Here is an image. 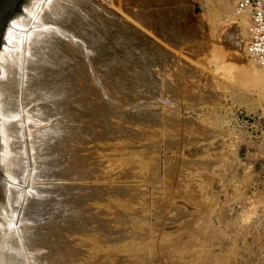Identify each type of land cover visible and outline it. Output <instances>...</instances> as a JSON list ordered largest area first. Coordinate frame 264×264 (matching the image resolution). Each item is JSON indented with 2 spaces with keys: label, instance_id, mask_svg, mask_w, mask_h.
<instances>
[{
  "label": "rangeland",
  "instance_id": "obj_1",
  "mask_svg": "<svg viewBox=\"0 0 264 264\" xmlns=\"http://www.w3.org/2000/svg\"><path fill=\"white\" fill-rule=\"evenodd\" d=\"M84 1L91 3H65L77 17L71 22L32 26L65 43L70 64L40 61L76 86L66 101L72 114L50 111L54 73L36 82L40 67L25 66L27 46L12 83L18 89L4 86L1 97L6 107L14 99L2 120L24 130L15 138L24 139L18 145L28 170L10 177L8 198L13 188L23 191L12 234L25 264L32 263L18 215L28 190L53 201L37 225L55 230L54 251L62 254L68 239L69 263L62 255L55 264H264V69L244 48L249 14L236 13L237 0L230 11L223 0ZM27 71L35 74L29 93L39 96L29 94L28 108L20 87ZM44 111L35 131L41 138L24 124ZM55 121L70 127L72 153L44 166L58 164L56 177H34L29 133L38 146L57 145L63 136L52 132Z\"/></svg>",
  "mask_w": 264,
  "mask_h": 264
},
{
  "label": "bare ground",
  "instance_id": "obj_2",
  "mask_svg": "<svg viewBox=\"0 0 264 264\" xmlns=\"http://www.w3.org/2000/svg\"><path fill=\"white\" fill-rule=\"evenodd\" d=\"M43 2L41 1H34V4H33V7L30 9V12H29V16H32L34 17V19H32V17L28 18V21H27V24L25 26V29H24V32L19 34V37H18V40L15 41V42H12V43H9L11 49L13 52H9V57H7L5 54H0V66L2 67V76L4 78H6V76L8 77V81L4 82L5 84L3 85V83H0V122H6V124H0V136L3 138V140L6 142L7 144V176L10 178H13L14 181H18V179H20L21 177V174L22 175H26V170L28 165L26 164V162H28L27 160H21L20 159V154L21 153H24V152H21L19 149L21 148L20 145H18L22 140H24L22 137V140L20 142H18L15 138V133L16 135L19 134L17 133L18 130L21 131V129H19V127H17V122L15 120V122L17 123L15 126L14 125H11L9 123V121L7 120H2V119H5V118H10V116H8L10 113H13V110L11 108H8L9 105H12L10 104L11 102H13V100H11V102L9 101L11 98H9V100H7L9 102L8 106L6 107L5 103H4V100L3 102L1 101V97L3 96V92L5 91V87L8 89H10L9 87L10 86H13L11 92L13 91V94H14V91H16L17 88V85H14L12 84L14 82V77H16V71L19 69V65L20 63L22 62V59L20 60L21 55H22V52L24 51V49H26V46H27V50L25 52V55L27 56L26 59L24 60L26 64L25 66L29 65L31 68H37V65L38 67H40V71L38 72V76L37 78L35 79L38 80V79H42L44 77H50L49 75L51 73H54L53 75V78L51 77L50 79H52L51 81H53V87L55 90H53L54 93V99L52 102L53 103V106L50 108V111L52 112H65L67 114H72V111H73V106L69 103H66V101H69L67 100V97H69V95H72L75 93L76 91V86H73L69 81L68 79H65V78H60V79H57L58 78V75L56 74L55 70H51L50 68L51 67H48L47 66H44L43 63L45 62H56V60L58 61H61V62H67L69 61V64H70V60H65V59H68L66 58V49L62 48V44H65V43H62V41H59V38L58 34H56L54 31H50L51 33H49V30L46 31L45 29H39V28H36V29H32V26H44V27H48L50 26L51 28L54 27V28H58L60 27L59 25L62 23V21L64 23H68L69 21L71 22V20L74 19L75 17V11L72 10L71 12H69V6L70 4L71 5H76V4H79L78 6H80V4H82L83 2H85L84 0H42ZM87 1V0H86ZM68 3L69 6L65 3ZM88 3H91L90 1H87ZM86 3V2H85ZM86 3V5L88 4ZM77 6V8H78ZM223 8H224V11H230L231 10V2L230 0H223ZM72 7V6H70ZM74 8V6H73ZM81 8V6L79 7ZM78 8V9H79ZM72 8H70L71 10ZM75 9H76V6H75ZM80 10V9H79ZM77 11V10H76ZM81 11V10H80ZM89 11V10H88ZM88 11H85V12H88ZM233 11V10H232ZM83 12V10H82ZM84 13V12H83ZM223 13V12H222ZM77 14V13H76ZM81 14V12L79 13ZM85 14V13H84ZM91 14V13H90ZM89 15V14H88ZM93 15V14H92ZM78 16V15H77ZM80 16V15H79ZM83 16V15H82ZM87 17V16H86ZM77 18V17H75ZM82 18V17H81ZM84 21L86 18H83ZM88 19H86V22H87ZM90 21V20H89ZM80 23V22H79ZM78 23V24H79ZM90 23V22H89ZM92 23V22H91ZM73 24V23H72ZM71 24V26H72ZM77 24V23H75ZM87 24V23H86ZM85 24V25H86ZM88 25V24H87ZM68 26V25H67ZM74 26V24H73ZM81 26H82V23H81ZM80 26V27H81ZM68 28V27H67ZM70 28V27H69ZM72 28V27H71ZM93 28V26L91 27ZM62 29V28H61ZM77 29V27H76ZM85 29V28H84ZM56 30V29H55ZM66 30V29H65ZM81 30V29H80ZM90 30V29H89ZM88 30V31H89ZM85 31V30H84ZM93 31V30H92ZM54 32V34L52 33ZM59 33L61 31H58ZM69 32V31H68ZM71 32V31H70ZM77 32L79 33V30H77ZM74 35L76 33L72 32ZM72 34V35H73ZM90 34V33H89ZM61 35L63 34H60L59 37L60 38H63L61 37ZM85 35V34H84ZM88 35V34H87ZM68 36V35H67ZM73 37V36H72ZM84 37V36H83ZM66 38V37H64ZM63 38V39H64ZM71 38V37H70ZM74 38V37H73ZM88 38V37H87ZM75 39V38H74ZM66 41H68L66 39ZM65 41V42H66ZM76 41V40H75ZM81 41V40H80ZM61 42V43H59ZM80 43V42H79ZM67 44V43H66ZM76 43L72 44V47L74 46H77L75 45ZM84 45V44H83ZM14 47H19L20 50H16L14 49ZM66 47V46H65ZM83 48V47H82ZM29 49V50H28ZM32 49H34V52L32 51ZM70 49V48H69ZM80 49V48H79ZM31 50V51H30ZM88 50V49H86ZM30 52H33L32 54L33 55H37L39 56V60L36 59V57H32V58H35L36 61H33L31 60L32 58L30 57L31 53ZM69 52V51H67ZM85 52V51H84ZM24 53V52H23ZM87 54V53H86ZM248 55V54H247ZM66 56V57H65ZM86 56V55H85ZM64 57V58H62ZM60 58V59H59ZM34 59V60H35ZM43 62H41L40 61ZM87 59V57H86ZM39 62H38V61ZM29 61H32V62H29ZM57 61V62H58ZM13 62H15V65L13 64ZM29 63V64H28ZM41 64V65H40ZM57 64V63H56ZM40 65V66H39ZM59 65V64H57ZM62 65L61 64V68H62ZM66 65V63H65ZM64 65V66H65ZM68 65V64H67ZM28 66V67H29ZM41 66H43L41 68ZM50 66V65H49ZM14 67V69H13ZM68 67V66H67ZM66 67V68H67ZM55 68V67H54ZM57 68L59 69V67L57 66ZM60 68V69H61ZM70 68V67H68ZM29 69V68H28ZM37 70V69H36ZM35 70V71H36ZM63 71H65L63 69ZM19 73V71H17ZM29 72L30 71H27L25 74V77L23 78L24 81H23V84L21 87L22 89V95L23 96H26V98L24 99V106L27 107L28 103L32 102V99L30 100L29 97V94L32 96L36 95V97H39L37 96V94H31L29 92H33L31 88L33 87H30L29 86V83L28 81V77H30V75H32L33 73H30L29 75ZM69 72V71H68ZM35 73V72H34ZM58 73V72H57ZM63 73V72H62ZM264 73V72H263ZM35 75V74H33ZM52 75V74H51ZM61 75V74H59ZM264 75V74H263ZM257 78L259 79H262V76H258L256 75ZM60 77V76H59ZM63 77V76H61ZM65 77V76H64ZM67 77V75H66ZM70 78V77H69ZM18 78H16L15 80H17ZM22 79V80H23ZM38 80V81H40ZM47 81V80H46ZM18 82V80H17ZM34 82V81H33ZM37 82V81H36ZM32 83V82H31ZM35 83V82H34ZM40 83V82H38ZM9 84V86H8ZM44 85V84H42ZM41 85V86H42ZM52 85V84H51ZM49 87V86H48ZM3 88V89H2ZM39 88V87H37ZM41 88V87H40ZM34 89V88H33ZM49 90V88H48ZM40 91V90H39ZM44 91V89H43ZM50 92V91H49ZM5 95V94H4ZM44 95V94H42ZM6 96V95H5ZM46 96H48L47 92H46ZM44 97V96H42ZM50 97V96H49ZM34 98V97H33ZM46 98L48 97H45V100ZM6 99V98H5ZM41 99V98H38V100ZM63 99V101H62ZM68 99H71V96L70 98ZM35 100V98H34ZM36 99V101H38ZM36 101L34 104H36ZM49 101V100H48ZM56 101V102H55ZM65 101V102H64ZM16 102V101H15ZM40 102V101H38ZM63 102V103H62ZM71 102V101H70ZM33 103V102H32ZM50 103V102H49ZM48 103V104H49ZM31 104V103H30ZM15 105V104H14ZM17 105V104H16ZM16 105L14 107H16ZM32 105V104H31ZM38 105V104H37ZM36 106V105H35ZM7 110H6V109ZM18 108V107H17ZM28 108V107H27ZM29 108L31 109V106H29ZM33 108L34 110L37 111V108L36 107H33L32 106V111H33ZM47 107H45L46 109ZM9 109V110H8ZM12 111H11V110ZM25 109V108H24ZM39 109V107H38ZM6 110V112H5ZM27 110V111H26ZM25 111L23 112H28V109H26ZM40 110V109H39ZM42 111V110H40ZM39 112V111H38ZM56 112H55V115H56ZM15 113V112H14ZM34 113V112H32ZM46 111L42 112L41 114H32V118H26V121L27 122L26 124L24 125H27L25 126L26 129L29 128L30 130H32V132H35L40 129V128H43L41 126V124L43 123L42 121H44V116L46 115ZM49 113V112H48ZM47 113V114H48ZM26 114V113H25ZM31 114V113H30ZM45 114V115H44ZM53 114V113H51ZM58 114V113H57ZM14 116V115H13ZM53 117V116H52ZM51 117V118H52ZM59 117V116H58ZM70 117V116H69ZM68 117V118H69ZM51 118L49 120H46V121H50ZM63 118V117H62ZM20 119V118H19ZM22 119V118H21ZM47 119V118H45ZM12 122V119L10 120ZM45 121V122H46ZM52 121V120H51ZM50 121V122H51ZM73 121V120H72ZM14 122V121H13ZM57 121H55L56 123ZM21 123V122H20ZM49 124L48 122L46 123V125ZM54 124V122H53ZM52 124V125H53ZM71 124V123H70ZM23 125V127H24ZM46 125H43V126H46ZM64 125V124H63ZM20 126V125H19ZM47 128V126H46ZM44 128V130L46 129ZM49 128V127H48ZM47 128V129H48ZM18 129V130H17ZM28 129V130H29ZM50 130H51V127H50ZM59 130H62L59 132ZM24 131V130H23ZM21 131V132H23ZM55 131V133L58 131L59 133H62V136H63V141L61 140V142L57 145L55 144H52L50 146H38V143L37 141L40 139L38 138L37 139V136L36 134L38 133H29V134H34L35 136L33 137L30 136V140H31V150L34 152V160H33V164L30 165L33 167V173H34V177H37V176H43V177H53L54 176L56 177L57 175V170L55 171V169L57 167H59L58 164L57 167H53L52 169H54V171L56 173H54V171L52 172L51 170L48 171L49 169H47V165H49V163H52V165L55 166V164H53V162L55 160H57L58 156L59 155H62V156H68V154L72 153V148L70 146V142L71 140L69 139L70 138V127L68 125H64L62 127V124H60V122H57L53 128H52V132ZM52 132H50L49 134H51ZM26 133V132H25ZM28 133V131H27ZM43 134V133H42ZM20 135V134H19ZM47 135V134H46ZM39 137H41L40 134H38ZM61 136V134H60ZM17 137V136H16ZM28 137V136H26ZM33 137V138H32ZM44 136H42L41 138H43ZM46 137V136H45ZM20 138V139H21ZM19 139V138H18ZM46 140V139H45ZM45 140L43 142H41V144L43 143V145H45ZM28 141V140H27ZM41 141V140H40ZM18 142V143H17ZM24 144V141L22 142ZM40 143V142H39ZM58 143V142H57ZM22 144V145H23ZM40 145V144H39ZM25 146V144H24ZM23 146V147H24ZM43 149H42V148ZM26 148V147H25ZM30 150V148H29ZM47 150V151H46ZM45 151H46V154H45ZM32 152V153H33ZM31 153V154H32ZM24 155V154H23ZM33 155V154H32ZM47 157H44L46 156ZM22 156V155H21ZM65 158V157H64ZM48 159V160H47ZM62 161H64V159H61ZM59 161V160H58ZM57 161V162H58ZM61 161V162H62ZM31 164V163H30ZM59 164H60V161H59ZM65 164V162H64ZM66 168L65 170L63 171L64 172V176L65 178H67L69 175H70V169H69V162H68V159L66 160ZM51 165V164H50ZM46 166V167H44ZM62 166V165H61ZM64 166V165H63ZM62 166V168H64ZM31 167V168H32ZM31 168L29 169L31 171ZM47 169V171H44V169ZM61 168H59L58 170H60ZM44 171V172H40V171ZM62 170V169H61ZM29 171V172H30ZM35 171V172H34ZM61 172V171H60ZM29 176V175H28ZM59 176V175H58ZM23 178V177H22ZM21 178V179H22ZM30 178H31V174H30ZM24 179H27V178H23L21 181H24ZM33 179V178H32ZM31 180V179H30ZM35 180V179H33ZM32 180V181H33ZM37 180V179H36ZM35 180V181H36ZM68 180V179H67ZM17 184V183H16ZM17 186V185H16ZM13 187H15L13 185ZM12 187V188H13ZM19 187V186H18ZM17 187V189H18ZM11 188V189H12ZM21 188V187H20ZM35 188V186H34ZM33 188V189H34ZM12 189L10 190V196H9V203L11 208H12V213H10V216L11 218H5V222L4 224L1 226V233L2 235H0V264H25L24 262V259L21 257V254H20V250H19V245H21L20 243H18V245L16 246V241L13 239V232L12 230H14V228H12V222H13V219L15 217V209H17L18 205L19 204V199H20V196L23 195V191H21V189ZM58 189V188H57ZM32 190V189H31ZM29 191V190H28ZM27 193L25 192L24 194H26L27 196L25 197V201L23 203V207L20 211L21 214L18 215V218H19V225H20V234L21 236H24V239H25V245L24 247L27 248L28 250V253H29V258H30V261L32 264H55V262L57 261V257L60 256V258H62V255H63V259H65L67 261V263H69V260H70V246H69V242H68V239L66 240L67 244H65V248L62 246V249L64 248V251H62L63 253L62 254H59L58 252H55L54 251V242H55V230L53 229V227L51 226V224H49L48 226H45V227H38L39 225H37L38 222H40V219H43L42 217L44 216V212L45 211H49L51 209V207L49 205L53 204V201L52 200H45V197L44 196H39L40 194L34 192L33 194H30V192ZM34 191V190H33ZM45 191V190H44ZM42 192V191H40ZM32 193V192H31ZM42 194V193H41ZM25 196V195H24ZM23 196V197H24ZM44 197V198H42ZM21 202V201H20ZM23 202V201H22ZM15 208V209H14ZM45 210V211H44ZM18 212V211H17ZM19 213V212H18ZM69 213V212H68ZM68 215L66 216L65 220L67 219L68 221ZM18 221V219H17ZM42 221V220H41ZM17 223V222H16ZM69 224V223H68ZM19 226H17L18 228ZM15 228H16V225H15ZM17 230V229H16ZM69 225H66L65 228L63 229V233L65 235V237L68 238V235H69ZM11 237V238H10ZM59 237V236H57ZM17 239V238H16ZM18 240V239H17ZM20 241V240H19ZM18 241V242H19ZM59 242V241H58ZM60 244V242H59ZM23 247V248H24ZM22 248V247H21ZM22 250V249H21ZM25 250V249H24ZM24 250H22L24 252ZM57 250H59L57 248ZM61 252V251H60ZM25 255V253H24ZM28 259V258H26ZM73 259V258H72ZM27 261V260H25ZM29 263V262H28Z\"/></svg>",
  "mask_w": 264,
  "mask_h": 264
},
{
  "label": "water",
  "instance_id": "obj_3",
  "mask_svg": "<svg viewBox=\"0 0 264 264\" xmlns=\"http://www.w3.org/2000/svg\"><path fill=\"white\" fill-rule=\"evenodd\" d=\"M34 1L42 0H0V54L9 57L13 52L9 43L18 40L23 33ZM0 76H2L0 68ZM6 124V122H0ZM10 178L7 176V144L0 136V235L5 218H11L7 206Z\"/></svg>",
  "mask_w": 264,
  "mask_h": 264
},
{
  "label": "built area",
  "instance_id": "obj_4",
  "mask_svg": "<svg viewBox=\"0 0 264 264\" xmlns=\"http://www.w3.org/2000/svg\"><path fill=\"white\" fill-rule=\"evenodd\" d=\"M235 11L249 14L244 48L255 64L264 69V0H237Z\"/></svg>",
  "mask_w": 264,
  "mask_h": 264
}]
</instances>
